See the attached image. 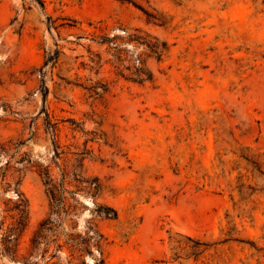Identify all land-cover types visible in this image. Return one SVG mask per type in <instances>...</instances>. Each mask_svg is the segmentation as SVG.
<instances>
[{"label": "rangeland", "instance_id": "374dc122", "mask_svg": "<svg viewBox=\"0 0 264 264\" xmlns=\"http://www.w3.org/2000/svg\"><path fill=\"white\" fill-rule=\"evenodd\" d=\"M134 34L165 42L160 59ZM137 58L151 80L128 77ZM0 144V234L27 200L0 264L49 210L38 170L82 153L117 212L94 217L98 264H264V0H0Z\"/></svg>", "mask_w": 264, "mask_h": 264}, {"label": "trees", "instance_id": "16d2710c", "mask_svg": "<svg viewBox=\"0 0 264 264\" xmlns=\"http://www.w3.org/2000/svg\"><path fill=\"white\" fill-rule=\"evenodd\" d=\"M147 36L132 35L145 44L150 54L160 59L162 52L166 49L165 42L148 40ZM59 55V50L55 48L53 52L46 54V59L40 67V77L43 83V99L46 96V86L44 83V70L50 63H55ZM129 78L143 82L151 80L153 74L146 66L145 62L139 58L135 61ZM94 94H98V87H89ZM105 92L107 88L101 86ZM49 126L53 127L49 122ZM23 144L19 142L17 146ZM10 147L0 144V155H8ZM58 156V152H54ZM84 153L76 159L77 163L72 168L63 167L59 170V175H55L48 167L38 170V173L45 186V192L48 198L49 210L42 218L29 238L28 251L22 257L21 264H98L102 263L104 235L98 227L94 217L112 218L117 216L116 210L96 198L102 190V184L96 176H88L83 169ZM21 160L30 161L28 154L22 155ZM9 166V161L5 162ZM0 167H2L0 165ZM7 187H10L8 185ZM17 191V190H16ZM18 192V191H17ZM18 199L13 205L15 215L12 221L3 229L0 234V254L7 255L16 259L19 240L25 229L27 216V200L19 192ZM79 195L90 196L93 199V208L90 209L92 216L89 218L83 231L78 230L79 206H82ZM3 225V222L1 223ZM94 248L99 252L97 256ZM86 256L94 259L89 263Z\"/></svg>", "mask_w": 264, "mask_h": 264}]
</instances>
